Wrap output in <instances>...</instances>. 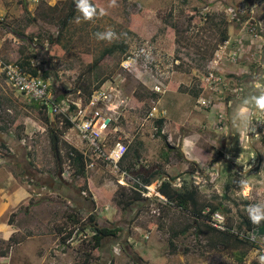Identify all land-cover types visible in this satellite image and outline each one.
<instances>
[{
  "label": "rangeland",
  "instance_id": "obj_1",
  "mask_svg": "<svg viewBox=\"0 0 264 264\" xmlns=\"http://www.w3.org/2000/svg\"><path fill=\"white\" fill-rule=\"evenodd\" d=\"M71 1L75 2L74 17L61 29V20ZM236 7L245 9L241 13L245 18H231L228 9ZM248 9L251 16L255 14L251 20L247 19ZM204 10L211 15L210 19L202 20ZM245 21L252 24L254 33L242 31L247 27ZM216 25L224 27L233 43L227 51L236 46H245L250 51L234 63L225 52L230 64H220L218 73L222 76L221 67H225L224 74L228 72V77H222L219 84L205 86L201 77L212 67L210 60L221 42ZM251 36L256 37L254 43L249 40ZM260 40L264 41V0H0L1 60L16 62L21 55L31 57V67L33 60L49 72L46 80L49 95L53 97L64 94L76 98L75 94L68 95L75 88L88 86L91 92L101 78H115L127 104L117 121L121 130L116 134L108 130L107 144L117 139L128 141V160L124 164L137 162V172L144 177L154 170L158 172L154 179L173 177L172 184L177 188L182 184L196 186L204 199L214 203L222 201L224 183L237 173L239 186L229 191L230 199L224 200L229 212H223L231 218L234 227L239 226L241 215L251 219L264 215V45L258 46ZM119 42L127 45L125 52L107 54L92 67L104 48ZM141 48L149 49L147 61L150 62L145 61L144 67L138 61V66L129 71L121 69L122 57ZM154 64L166 75L162 93L152 89ZM198 97H207L211 102L199 106ZM0 104L4 108L0 113V142L6 143L5 147L0 144V183L5 188V182L11 179L22 182L31 195L29 201L14 210L12 223L8 222L9 227L21 226V231L12 234L15 240L26 239L25 226L31 238L15 248L17 243L12 244L6 255L0 256V264L22 263L23 260H15L17 251L22 250H28L22 264H61L58 262L61 252L64 264H252L255 261L254 248L218 241L204 228L203 223L211 226L206 220L173 238L175 250H172L168 244L170 233L191 222L189 211L155 197L142 204L122 206L118 192L125 188L101 162L88 169L83 178L74 177L66 169L61 183L51 175L53 184L38 180L31 183L27 179L30 177L27 161L35 171L57 174L50 129L36 110L25 106L26 99L7 85L1 73ZM152 106L156 107L155 116L146 118ZM241 116H245V121ZM158 117L164 118L160 135L156 133ZM50 120L61 129L54 114H50ZM17 135L21 141H16ZM60 138L72 145L78 141L75 132L68 129ZM60 146L64 167V148ZM22 155L25 161H20ZM218 156L229 157L232 163L222 159L219 163ZM257 162V167L252 165ZM249 169L253 170L247 174L240 172ZM84 182L87 191L94 195V203L89 196L81 194ZM64 183L70 195L60 191V184ZM34 204H45L52 210L43 205L46 215L43 218L41 211L29 210ZM92 207H96L99 221L121 226L119 234L105 239L100 248H92L93 240L74 245L60 243L57 226H63L65 232L72 231ZM151 207L159 208V214L152 215ZM69 213L78 215L79 220L70 221ZM41 218L46 224L41 223ZM147 232L149 239L144 241L140 234ZM0 234H5L2 225ZM42 234H51L54 240L47 243V256L40 257L39 262L29 254L41 247ZM130 236L133 243L128 246L126 239ZM2 241L0 244L7 242ZM86 254L90 255L88 263Z\"/></svg>",
  "mask_w": 264,
  "mask_h": 264
},
{
  "label": "built area",
  "instance_id": "obj_2",
  "mask_svg": "<svg viewBox=\"0 0 264 264\" xmlns=\"http://www.w3.org/2000/svg\"><path fill=\"white\" fill-rule=\"evenodd\" d=\"M230 16L232 19L240 20L245 9L236 7V9L229 8ZM207 11L202 12V20L206 19ZM247 19L251 20V16ZM247 27H243L245 33L249 35L254 33V27L249 21H245ZM256 37L251 36L249 40L254 43ZM230 39L227 38L218 44L217 49L214 52L213 57L210 60L212 67L206 71L204 77H201L205 86H211V84H219L222 76L219 75L220 64L223 60H226L224 53L227 54V59L234 63L237 59L250 51L249 48L243 46L229 47L227 51ZM233 43H231L232 45ZM149 49H143L126 53L119 62V66L123 70H132L138 66V61L146 66ZM249 54V53H248ZM32 67L36 70L35 75L31 72L24 70L17 62H6L0 59V73L4 76L7 85L16 90L25 99L36 100L43 103H48L50 114H62L67 117L72 126L68 129L74 131L78 141L74 146L78 149L84 157L86 171L92 169L96 163L101 162L106 167L109 173L116 178V181L120 186L129 190L135 189L141 192L143 197L151 198L155 197L159 201H165V197L159 193V185L162 180L156 179L155 181L146 184L135 172L134 168L124 164L123 157L128 151L129 142L117 139L113 144H107L108 130L116 134L121 130V127L117 125V121L122 114V110L127 104L126 98H123L120 94V90L117 87L115 78L105 79L100 85L94 87L89 94H82L80 88H75L74 93L76 98L62 97L59 101H53V97L49 95V82L42 77L44 68L38 67L36 62L31 60ZM150 62V61H147ZM177 63V61H174ZM156 71L154 70L155 84L153 85V92H164V81L166 77L163 76L164 72L157 64H154ZM141 67V66H139ZM142 68V67H141ZM152 76V74H151ZM217 91V85L214 88ZM219 92H221L219 90ZM83 95V96H82ZM210 99L207 97H198L197 103L199 106H207L210 104ZM73 107V108H71ZM4 112L3 105L0 104V113ZM156 113V107L152 106L146 114V118H153ZM74 134V133H73ZM70 144V143H69ZM65 165L62 166L61 175L64 176V172L72 174L73 168L71 166L70 158L65 156ZM123 159V160H122ZM63 164V162H62ZM91 194V198H94L91 190L88 191ZM83 195H88L87 192L82 191ZM107 207H105L106 209ZM96 209L89 210V214H95ZM208 211V208L206 209ZM150 212L152 215L159 214V208L151 207ZM88 217V216H87ZM87 217H83L76 225L72 227V234L67 239V243L71 245L89 241L97 233V228L93 223H89ZM209 223L220 230L226 229V217L223 212L215 210L210 214ZM239 238L248 240L255 245L253 248L256 250L255 261L257 264H264V234L259 228L248 229L242 226L241 229L234 227L231 229ZM66 232H63L65 234ZM149 232L141 234V238L147 239Z\"/></svg>",
  "mask_w": 264,
  "mask_h": 264
},
{
  "label": "trees",
  "instance_id": "obj_3",
  "mask_svg": "<svg viewBox=\"0 0 264 264\" xmlns=\"http://www.w3.org/2000/svg\"><path fill=\"white\" fill-rule=\"evenodd\" d=\"M75 2L71 1L70 4V8L68 10V12L65 14V16L63 17V19L61 20V26L60 28L63 29L65 28V26L72 20V18L74 17L75 14ZM211 15L210 14H206V19H210ZM242 18H245L242 16ZM217 27L219 25H216ZM220 29V33H221V41L227 39V33L226 30L224 29V27H218ZM59 34V31L57 32V35ZM58 37V36H56ZM120 50L122 52H125V50H127V45L123 42H119L117 44H113L107 48H104L102 50V52L99 54V57L95 60V62L93 63L92 67H95L97 65V63L99 62V60H101L105 55H110L113 54L115 51ZM31 59V57L29 56H25V55H21V58L18 60V64L20 65V67L24 70H27L29 72H31L32 75L37 74L36 70L34 68H32L30 66L29 60ZM49 75L48 71H43L42 77L44 79H47ZM105 80V78H101L98 82L97 85H100L103 81ZM82 88V89H81ZM88 86H82L80 87L81 90L87 91L86 94L90 93V90L87 89ZM62 95L60 94H55L54 97L52 98L53 101H59L61 99ZM26 101L28 102L27 105H25L26 107H30L31 109L36 110L40 116H41V120L43 123L47 124L48 128L50 129L51 132V146H52V151L55 157L56 162L60 163V166L62 165V153H61V144L63 145L64 148V157L66 156L67 158H70V162H71V166L73 168L72 171V175L74 177H81L83 178L85 176V172H86V168H85V161H84V157L83 154L76 149L74 146H72L71 144H69L67 141H61L60 138V134L63 133V131L69 129L72 126V123L70 122V120L63 116L62 114H57L54 115V117L56 118V122L59 123L61 125V129H59V127H54L53 126V122L50 120V113L48 110V103H43L40 101H36V100H28L26 99ZM73 108V107H71ZM164 123V118L163 117H158L157 119H155V124H156V133L158 135L161 134V127ZM5 131V130H4ZM163 135V134H162ZM165 136V135H163ZM16 139L19 140L20 136H16ZM2 144L3 147L6 146V144L4 143H0ZM55 145V146H54ZM172 150V149H170ZM57 153V159H56V153ZM126 154L124 155L123 159L125 158ZM122 159V160H123ZM27 164L29 166H32V163L30 161H27ZM58 167V163L57 166ZM62 167L60 169V172L62 171ZM58 172V171H57ZM158 174V172L156 170H154L153 172H151L147 177H144L142 174H138L139 177L142 179V181L146 184H149L150 182H152V180L155 178V175ZM235 176L239 175L237 173H235L233 175V179L231 181H227L226 183H224V188H223V193H222V201L214 203L212 201H208L206 199H204L201 194L199 189L196 186H186L184 184H182L180 187H176L172 184V178L173 177H169V179L165 178L162 179L160 185H159V192L165 197L166 202H173L177 207L182 208V209H187L189 211V213L192 216V220L190 223L184 225L182 228L177 229V230H173L170 233L169 239H168V244L170 246V248L172 250H175V245L173 243V238H175L176 236L185 233L186 231H188L190 229L191 226H200V220H206L207 222H209L210 219V214L215 211V210H219L221 212H229V210L224 206V200H228L230 199L228 197V193L231 190L232 187H238L239 186V181L238 179L235 178ZM32 183V181H30ZM59 185V184H57ZM122 188V187H121ZM88 187L85 185V182L82 186L81 192L82 191H87ZM87 194L89 196H91V194L89 192H87ZM147 198L143 197L141 195V192H139L138 190L135 189H129V190H125V189H121L118 192V202L124 206V207H128V206H134L136 203H144L145 200ZM91 200V199H90ZM93 202V200H91ZM208 208V211H206V209ZM14 212H12L10 214V217L8 219L9 223H12V216H13ZM68 217L70 219V221H78V215L76 214H68ZM78 219V220H76ZM87 220L89 221V223H93L96 228H97V233L93 236L92 240H93V246L92 248H100L103 247L104 245V240L108 239V238H113L116 237L120 230L122 229L121 226H117V225H112L110 223H108L107 221H99L98 218H96V215L94 214H89L87 217ZM204 228L208 231V232H212L215 237L218 238V241L223 242V243H237V244H241L243 246H247V249L249 248H253L255 245H253L252 243H250L248 240L245 239H241L239 238L233 231H231V229H233V223L231 218L226 217V229L224 230H220L217 229L215 227H213L212 225H208L206 223H203ZM242 226L247 227L248 229L250 228H259L260 231L264 234V215L257 217L255 219H251L247 216L241 215L240 218V222H239V226L238 228L241 229ZM63 226H57V230L56 232L60 235L59 238V242L60 243H65L67 237H69L72 234V231H68L65 233V235H63ZM0 242H3L2 239L0 238ZM17 241L15 240V238L13 236H10L9 239L7 240V242H5V244H0V256H5L6 253L8 252L9 247L12 246V244L16 243ZM216 242L213 241V245ZM3 245V246H2ZM90 255L86 254V263H88V259H89ZM242 260V257L239 258V261ZM85 264V263H83ZM252 264H257V262H253Z\"/></svg>",
  "mask_w": 264,
  "mask_h": 264
},
{
  "label": "crops",
  "instance_id": "obj_4",
  "mask_svg": "<svg viewBox=\"0 0 264 264\" xmlns=\"http://www.w3.org/2000/svg\"><path fill=\"white\" fill-rule=\"evenodd\" d=\"M261 45H264V41L263 40H260V44H258L259 47ZM16 62L18 63V60ZM226 64H230V63H228L226 60H223L222 66L223 65L224 66H228ZM259 67H260V65H259ZM224 70H225V67H221V75H222L223 78L224 77H228L227 76L228 72L226 74H224ZM254 117H257V115H255ZM242 118L245 121V116H241L240 119H242ZM124 160H128L127 155L125 156ZM147 175H149V174H147ZM4 185H5V188H4V186H2V183H0V225L3 226L5 234H0V238L2 240H8L10 236L14 237V235H12V234H14V233L16 234L18 231L22 230L20 228L21 226H19V227L18 226L9 227L8 219L10 217V214L12 212H14V210H16V208H18L22 203H25L26 201H29L31 195H30V193H29V191L27 189V186L24 183L15 181L14 179H11L10 182L9 181L5 182ZM43 205L45 206V208H48L49 210H52V208H50V206L48 207L45 204H43ZM43 205L34 204V205L29 207V210H31V212H33V211H35V212L36 211H41V213L43 215V218H45L46 215L43 212V211H45V209H43V207H42ZM17 216H20V213H18ZM43 218H41L42 219L41 223L46 224L47 221H43L44 220ZM18 220H20V219H18ZM14 222L17 224V222H18L17 219ZM43 224H40V225H43ZM24 230H25V232L27 234L26 239L28 237L31 238V234H29V231H28L29 228H27V226H25ZM21 233H23V231ZM51 236H52L51 234H42V235L39 236V238L41 240V247L39 249H37V250H35V248H33L32 250H35L34 252H32V251L30 252L31 249L29 250V252H30L29 255L33 256V259H35V260H37L39 262H40V260H39L40 257H43V259H45V257L47 256V253H48L46 245H47L48 242L54 240V237H51ZM128 238H129V242L133 243L132 237L130 236ZM26 239H23L20 242H18L16 240L17 244H15L14 248L16 247V245H21V243H23ZM148 239L149 238H147V239L143 238L144 241H146ZM32 245H35V243L32 244ZM112 247L114 249L115 245L112 244ZM17 252L18 253H16V255H15V260H19V261L23 260L22 263H24L25 262V256H27L28 250H22V251H17ZM55 258H57V257H55ZM58 260H59L58 261L59 263L64 264L63 263L64 262V253L63 252H61V254L58 255ZM22 263H20V264H22Z\"/></svg>",
  "mask_w": 264,
  "mask_h": 264
},
{
  "label": "flooded vegetation",
  "instance_id": "obj_5",
  "mask_svg": "<svg viewBox=\"0 0 264 264\" xmlns=\"http://www.w3.org/2000/svg\"><path fill=\"white\" fill-rule=\"evenodd\" d=\"M247 123V122H246ZM243 124H245V123H243ZM240 131H241V129H239ZM24 156L22 155L21 156V159H20V161H25V159L23 158ZM221 159L222 160H224V162L225 163H227V162H230V163H232L230 160H229V157H223V156H218V158H217V161L220 163L221 162ZM258 159V158H257ZM27 163V162H26ZM257 164H258V162L257 163H253L252 165H256V167H257ZM251 165V166H252ZM253 169H249V170H246V172L245 173H243V171L244 170H241L240 172L241 173H243V174H247V173H249V171H252ZM26 171H28V169H26ZM28 173L30 174L29 176L30 177H28L27 179H28V181H34V180H38V181H40V182H38V183H41V181H45V182H48V185L49 184H53V181L51 182V181H49V179H51V177L49 176V175H51L52 177H53V179L55 180V181H59L60 183L62 182V181H64V179L63 178H61L60 176H59V174H47L46 172L44 173V172H39V171H35L34 169H32L31 168V166H30V169H29V171H28ZM66 185H67V183H64L63 185L62 184H60V191L64 194V195H70V194H68V190H69V187L67 188L66 187ZM69 186V185H68ZM50 187V186H49ZM82 198V197H81Z\"/></svg>",
  "mask_w": 264,
  "mask_h": 264
},
{
  "label": "clouds",
  "instance_id": "obj_6",
  "mask_svg": "<svg viewBox=\"0 0 264 264\" xmlns=\"http://www.w3.org/2000/svg\"><path fill=\"white\" fill-rule=\"evenodd\" d=\"M248 12H249V13H248V16H251V13H252V12H251L249 9H248ZM254 15H255V14H254ZM254 15L251 16V19L254 17ZM52 97H53V96H52ZM48 110H49V108H48ZM9 136H10V135H9ZM16 141H21V138H20L19 140L16 139ZM0 143H4V144H6L4 141H1ZM56 159H57V158H56ZM26 161H27V160H26ZM56 163H58V162H56ZM136 163H137V162L133 161V163H131V164L128 163L127 165L133 167L134 170H135V172L138 173L137 171H138V169H139V165L136 164ZM61 167H62V166H60V163H59V164H58V167H57V171H58L57 174H59V176H60L61 178H63L62 175H61V172H60ZM58 168H59V170H58ZM138 174H139V173H138ZM165 178H166V177H165ZM165 178H163V179H165ZM154 180H156V179H154ZM154 180H152V181H154ZM87 192H88V191H87ZM159 193H160V192H159ZM81 194H82V193H81ZM160 194H161V193H160ZM82 195H83V194H82ZM161 195H162V194H161ZM87 196H89V195H87ZM89 197H90V196H89ZM146 198H147V197H146ZM89 199L93 200V203L95 202V200H94L93 198L90 197ZM147 199H148V198H147ZM147 199H146V200H147ZM91 202H92V201H91ZM94 208L96 209V207H92V209H94ZM104 208H105V207H104ZM92 209L90 208V210H92ZM95 211H96V210H95ZM94 215H96V214H94ZM63 235H65V234H63ZM70 236H71V235H70ZM70 236H69V237H70ZM67 238H68V237H67ZM141 239L143 240V238H141ZM91 240H92V239H91ZM126 241H127V244H128L129 246H131V243L129 242V238H128V237H127ZM65 242L67 243V239H66ZM68 244H70V243H68ZM73 245H74V244H73Z\"/></svg>",
  "mask_w": 264,
  "mask_h": 264
},
{
  "label": "water",
  "instance_id": "obj_7",
  "mask_svg": "<svg viewBox=\"0 0 264 264\" xmlns=\"http://www.w3.org/2000/svg\"><path fill=\"white\" fill-rule=\"evenodd\" d=\"M49 110L51 111V108L49 107ZM55 146V145H54ZM55 153H56V151H55ZM56 158H57V153H56ZM58 164H59V162H58ZM58 170H59V168H58ZM246 172V170H244L243 171V173H245ZM250 172V171H249ZM167 179H169V176H167L166 177ZM49 181H51L52 182V179H49ZM55 188L57 187V186H54ZM53 188V187H52Z\"/></svg>",
  "mask_w": 264,
  "mask_h": 264
}]
</instances>
